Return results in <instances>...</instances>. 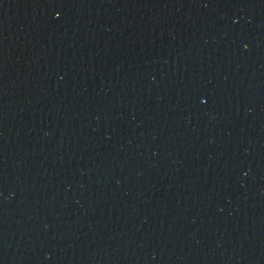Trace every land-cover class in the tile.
I'll return each mask as SVG.
<instances>
[{"label":"water","instance_id":"1","mask_svg":"<svg viewBox=\"0 0 264 264\" xmlns=\"http://www.w3.org/2000/svg\"><path fill=\"white\" fill-rule=\"evenodd\" d=\"M0 264H264V0H0Z\"/></svg>","mask_w":264,"mask_h":264}]
</instances>
